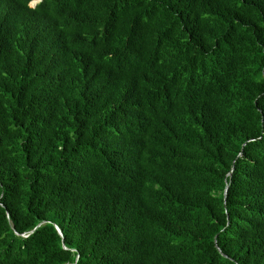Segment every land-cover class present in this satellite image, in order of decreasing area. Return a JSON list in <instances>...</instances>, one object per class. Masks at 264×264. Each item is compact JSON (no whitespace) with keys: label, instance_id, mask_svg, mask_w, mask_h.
I'll return each instance as SVG.
<instances>
[{"label":"trees","instance_id":"16d2710c","mask_svg":"<svg viewBox=\"0 0 264 264\" xmlns=\"http://www.w3.org/2000/svg\"><path fill=\"white\" fill-rule=\"evenodd\" d=\"M32 1L0 0V264H264V0Z\"/></svg>","mask_w":264,"mask_h":264},{"label":"water","instance_id":"95a60500","mask_svg":"<svg viewBox=\"0 0 264 264\" xmlns=\"http://www.w3.org/2000/svg\"><path fill=\"white\" fill-rule=\"evenodd\" d=\"M42 0H36V1H32V3H30V7H34L36 4H38L39 2H41ZM226 191V190H225ZM57 229V231H58V233H59V235L61 236V232H60V230L58 229V228H56Z\"/></svg>","mask_w":264,"mask_h":264}]
</instances>
